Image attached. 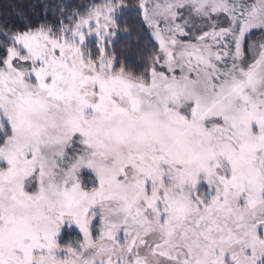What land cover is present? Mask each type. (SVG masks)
I'll use <instances>...</instances> for the list:
<instances>
[{"label": "snow or ice", "instance_id": "snow-or-ice-1", "mask_svg": "<svg viewBox=\"0 0 264 264\" xmlns=\"http://www.w3.org/2000/svg\"><path fill=\"white\" fill-rule=\"evenodd\" d=\"M60 16L0 25V264H264V0Z\"/></svg>", "mask_w": 264, "mask_h": 264}, {"label": "trees", "instance_id": "trees-1", "mask_svg": "<svg viewBox=\"0 0 264 264\" xmlns=\"http://www.w3.org/2000/svg\"><path fill=\"white\" fill-rule=\"evenodd\" d=\"M102 0H0V25L19 27L21 23L32 24L47 21L54 23L60 10L66 13L86 12L89 7ZM134 6L136 0H127ZM127 29V30H126ZM155 41L140 21L134 10L126 11L120 18V34L116 38L115 50L130 67H140L154 49Z\"/></svg>", "mask_w": 264, "mask_h": 264}, {"label": "rangeland", "instance_id": "rangeland-1", "mask_svg": "<svg viewBox=\"0 0 264 264\" xmlns=\"http://www.w3.org/2000/svg\"><path fill=\"white\" fill-rule=\"evenodd\" d=\"M260 33H255L251 39H259ZM62 242H69V241H73V240H78L80 238V234L78 232L77 229H75L74 227H65L62 230Z\"/></svg>", "mask_w": 264, "mask_h": 264}]
</instances>
